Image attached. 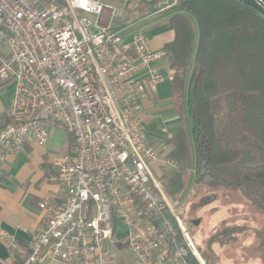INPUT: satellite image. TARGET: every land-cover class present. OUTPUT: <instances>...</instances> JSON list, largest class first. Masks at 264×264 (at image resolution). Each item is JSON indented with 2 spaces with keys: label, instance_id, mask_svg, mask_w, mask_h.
Masks as SVG:
<instances>
[{
  "label": "built area",
  "instance_id": "built-area-1",
  "mask_svg": "<svg viewBox=\"0 0 264 264\" xmlns=\"http://www.w3.org/2000/svg\"><path fill=\"white\" fill-rule=\"evenodd\" d=\"M128 1L0 0V80L15 84L10 120L0 125V162L27 140L45 145L50 126L74 139L73 154L58 163L65 196L40 203L42 223L21 264L45 257L116 264L121 239L141 264H192V256L202 264L184 205L153 170L178 163L149 143L140 117L142 99L174 70L155 66L167 49L119 29ZM177 1L159 0L154 9Z\"/></svg>",
  "mask_w": 264,
  "mask_h": 264
},
{
  "label": "trees",
  "instance_id": "trees-1",
  "mask_svg": "<svg viewBox=\"0 0 264 264\" xmlns=\"http://www.w3.org/2000/svg\"><path fill=\"white\" fill-rule=\"evenodd\" d=\"M162 15L175 32L168 58L191 119L195 183L241 188L264 210V15L240 0H178ZM175 151L190 163L185 134ZM174 182L183 188L182 174Z\"/></svg>",
  "mask_w": 264,
  "mask_h": 264
},
{
  "label": "crops",
  "instance_id": "crops-1",
  "mask_svg": "<svg viewBox=\"0 0 264 264\" xmlns=\"http://www.w3.org/2000/svg\"><path fill=\"white\" fill-rule=\"evenodd\" d=\"M139 1L140 7H143L149 5L151 0ZM129 4L130 0L124 8L125 15L118 23L119 29L124 31L127 38L134 32H141L153 49H167L175 38L169 24L171 15H162L163 11L157 12L154 6H148L150 9L147 8L143 14L131 13L127 9ZM137 16L140 18L136 20ZM154 16L160 19L150 22ZM163 19L164 25L151 28L155 22ZM139 23L144 24L136 27ZM155 66L160 73L166 74L170 70V59L167 56ZM11 85L14 91L9 98L6 96L7 100L0 102V125L10 120L15 84L6 80L0 87V92L6 94ZM187 114L186 102L178 97L172 79L162 81L156 92H149L141 101L140 117L146 127L149 143L158 149L162 157L176 161L178 166L171 169L178 172L185 171L191 164V160L185 163L179 159L175 151L180 135L185 134L189 142L192 139L187 128ZM48 133L45 145L27 140L17 153L8 154L0 162V236L3 235L0 238V258L8 264H21L27 257L34 233L44 215L40 203L45 200L61 201L65 196L59 181L58 163L64 158L60 157L64 152L73 154L74 139L58 126L48 127ZM53 263L45 257L38 264Z\"/></svg>",
  "mask_w": 264,
  "mask_h": 264
},
{
  "label": "rangeland",
  "instance_id": "rangeland-1",
  "mask_svg": "<svg viewBox=\"0 0 264 264\" xmlns=\"http://www.w3.org/2000/svg\"><path fill=\"white\" fill-rule=\"evenodd\" d=\"M103 1L115 6L125 3V0ZM148 6L140 7L139 0H130L127 9L137 14L145 12ZM123 15L125 13H122L121 18ZM138 18L140 16H137L136 20ZM157 19H160L159 16H154L150 22ZM164 23V19L157 21L151 28L162 26ZM142 24L144 23H139L136 27ZM4 82L0 81V87ZM12 91L14 87L11 85L6 94L0 92V102L7 100ZM187 124L191 134L189 114H187ZM191 153V164L185 171L164 170L157 165L153 166V170L168 195L184 205L186 230L198 251L201 263L264 264V210L241 188L226 185L216 187L208 183L196 184V152L193 139H191ZM67 154L64 152L60 157L63 158ZM178 173L182 174L183 188H179L174 182ZM115 251L116 264H141L135 259L125 239L116 242ZM53 264L60 263L54 261Z\"/></svg>",
  "mask_w": 264,
  "mask_h": 264
},
{
  "label": "water",
  "instance_id": "water-1",
  "mask_svg": "<svg viewBox=\"0 0 264 264\" xmlns=\"http://www.w3.org/2000/svg\"><path fill=\"white\" fill-rule=\"evenodd\" d=\"M243 3L250 5L264 15V0H240Z\"/></svg>",
  "mask_w": 264,
  "mask_h": 264
}]
</instances>
